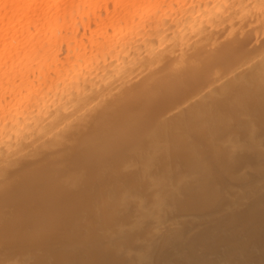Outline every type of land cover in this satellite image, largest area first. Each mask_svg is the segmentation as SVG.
Returning a JSON list of instances; mask_svg holds the SVG:
<instances>
[{
    "label": "bare ground",
    "instance_id": "6f19581e",
    "mask_svg": "<svg viewBox=\"0 0 264 264\" xmlns=\"http://www.w3.org/2000/svg\"><path fill=\"white\" fill-rule=\"evenodd\" d=\"M235 83L264 90V0H0V190L9 180L76 182L81 156L115 155L145 119L198 117Z\"/></svg>",
    "mask_w": 264,
    "mask_h": 264
},
{
    "label": "rangeland",
    "instance_id": "374dc122",
    "mask_svg": "<svg viewBox=\"0 0 264 264\" xmlns=\"http://www.w3.org/2000/svg\"><path fill=\"white\" fill-rule=\"evenodd\" d=\"M241 85H232L230 93L219 95L198 117L183 113L165 124L154 116L155 125L150 118L140 121L143 130L118 154L81 156L88 162H76V182L9 180L0 192L7 189L14 198L9 202L15 203L8 210L0 202L5 209L0 208V264H264V90ZM143 135L154 139L153 144L150 137L147 141L152 147L140 139ZM129 144L139 151L129 147L132 153ZM156 220L161 222L158 229Z\"/></svg>",
    "mask_w": 264,
    "mask_h": 264
}]
</instances>
